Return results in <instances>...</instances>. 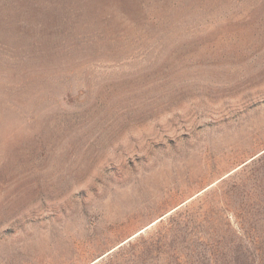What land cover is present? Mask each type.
<instances>
[{
  "label": "rangeland",
  "instance_id": "374dc122",
  "mask_svg": "<svg viewBox=\"0 0 264 264\" xmlns=\"http://www.w3.org/2000/svg\"><path fill=\"white\" fill-rule=\"evenodd\" d=\"M128 240L264 264V0H0V264Z\"/></svg>",
  "mask_w": 264,
  "mask_h": 264
},
{
  "label": "trees",
  "instance_id": "16d2710c",
  "mask_svg": "<svg viewBox=\"0 0 264 264\" xmlns=\"http://www.w3.org/2000/svg\"><path fill=\"white\" fill-rule=\"evenodd\" d=\"M179 214V213H178ZM173 219V216L169 218V220ZM132 246L131 242L127 243L125 246L119 248L118 251H114L109 254L103 260V264H131L132 261L130 260L128 255H125V251Z\"/></svg>",
  "mask_w": 264,
  "mask_h": 264
},
{
  "label": "water",
  "instance_id": "95a60500",
  "mask_svg": "<svg viewBox=\"0 0 264 264\" xmlns=\"http://www.w3.org/2000/svg\"><path fill=\"white\" fill-rule=\"evenodd\" d=\"M162 219H163V218H161L159 221H161ZM130 240H131V239H130ZM130 240L124 242V243L121 244L119 247L123 246L124 244H126V243L129 242ZM113 251H115V250H112V251H110L109 253H107L106 255H104L103 257H101L100 259H97L93 264L98 263L100 260H102L103 258H105L106 256H108V255H109L110 253H112Z\"/></svg>",
  "mask_w": 264,
  "mask_h": 264
}]
</instances>
